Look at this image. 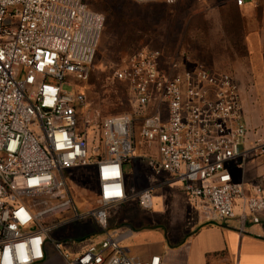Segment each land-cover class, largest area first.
<instances>
[{"label": "built area", "instance_id": "built-area-1", "mask_svg": "<svg viewBox=\"0 0 264 264\" xmlns=\"http://www.w3.org/2000/svg\"><path fill=\"white\" fill-rule=\"evenodd\" d=\"M90 1L0 0V264L47 261L45 219L72 209L80 216L64 171L92 163L98 199L86 215L105 236L73 252L52 240L54 251L67 264H166L161 255H130L121 239L131 231L110 226L112 209L130 192L125 164L135 155L136 120L142 141L156 150L149 167L177 183L198 214L264 224V174L250 186L233 174L252 155L264 156V138L246 146L241 83L230 71L163 49L133 51L113 77L126 84L134 113L98 122L103 151L91 153L92 122L81 127L79 116L86 97L73 83L88 78L105 24ZM154 188L136 193L141 206L153 208Z\"/></svg>", "mask_w": 264, "mask_h": 264}, {"label": "rangeland", "instance_id": "rangeland-1", "mask_svg": "<svg viewBox=\"0 0 264 264\" xmlns=\"http://www.w3.org/2000/svg\"><path fill=\"white\" fill-rule=\"evenodd\" d=\"M90 6L104 15L105 24L88 78L84 81L74 80L73 83H77V89L86 97L79 109L80 126L86 125L88 120L92 122L87 127L92 154L103 151L96 136L98 122L110 115L134 113L126 87L114 79L113 71L130 53L141 48L163 49L173 55L179 54L185 61H201L232 72L250 100L253 114L260 120L255 130H260L264 135V45L260 56L262 66L258 71L253 66L246 45L251 25L234 0H91ZM134 130L137 137L135 155L125 164L129 196L112 209V217L138 225L139 216H153L158 207H142L136 193L167 178L163 174L156 175L149 167V160L156 155V150L142 141L139 120L135 121ZM94 168L95 163H92L87 167L64 171L80 216H75L72 209L45 219L51 238L47 261L42 264H67L54 251L52 240L60 241L63 250L73 252L87 249L94 237L104 234L94 218L86 215L90 208L97 206ZM168 188L176 189L177 186L171 183ZM165 189L156 186L152 191L153 199L160 195L159 201L162 202ZM160 205L164 208L163 204ZM190 209L193 210V206ZM166 220L172 225L169 217ZM134 224L124 223L122 226L137 233L139 230ZM134 251L138 250L132 247V253Z\"/></svg>", "mask_w": 264, "mask_h": 264}, {"label": "crops", "instance_id": "crops-1", "mask_svg": "<svg viewBox=\"0 0 264 264\" xmlns=\"http://www.w3.org/2000/svg\"><path fill=\"white\" fill-rule=\"evenodd\" d=\"M238 9L251 25L246 45L253 66L259 71L264 45V0H247ZM241 95L248 124L246 146L250 147L257 139L264 138V135L260 130H255L260 120L253 114L251 102L242 91V86ZM233 174L236 180L243 181L247 186L259 182L260 176L264 174V158L262 155H252L242 166H234ZM163 175L168 177L166 173ZM167 179L158 185L166 188L161 198L163 201H159L160 195L156 196V200L153 199L157 210L153 216H139V226L126 219H110L111 228L118 233L131 231L121 239V244L128 247L130 255L142 260L161 255L166 264H264V224L242 226L238 219L227 222L207 221L203 215L198 214L194 204L177 183L173 184L178 189L168 188L171 183H166ZM190 206H193L194 211ZM166 217L171 219L172 225ZM122 223H132L139 231L134 233L124 228ZM104 236L94 237L88 247L98 244ZM132 247L138 251L132 253Z\"/></svg>", "mask_w": 264, "mask_h": 264}, {"label": "trees", "instance_id": "trees-1", "mask_svg": "<svg viewBox=\"0 0 264 264\" xmlns=\"http://www.w3.org/2000/svg\"><path fill=\"white\" fill-rule=\"evenodd\" d=\"M235 4H236V2H235ZM237 5V4H236ZM238 6V5H237ZM118 81V80H117ZM123 83V82H122ZM124 85H125V87H126V90H127V92H128V89H127V86H126V84L125 83H123ZM129 98V97H128Z\"/></svg>", "mask_w": 264, "mask_h": 264}]
</instances>
